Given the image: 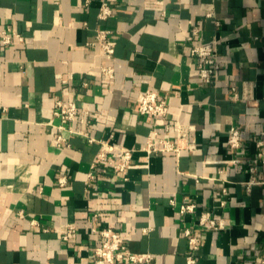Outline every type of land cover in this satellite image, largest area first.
Masks as SVG:
<instances>
[{"label":"crops","instance_id":"1","mask_svg":"<svg viewBox=\"0 0 264 264\" xmlns=\"http://www.w3.org/2000/svg\"><path fill=\"white\" fill-rule=\"evenodd\" d=\"M103 1L113 8L106 20L98 18ZM6 28L24 40L3 44ZM99 28L114 33L112 59L95 42ZM203 42L218 52L212 83L201 81L191 53ZM107 65L115 71L110 86ZM148 89L168 96L159 131L176 140L174 126L192 124L193 148L147 157L142 148L156 121L137 108ZM58 99L89 110L76 129L135 150L126 178L110 168L113 153L87 185L100 143L64 132L69 145L55 144L57 129L46 122ZM234 125L243 141L232 151ZM259 151L264 180V0H0V264H95L93 228L103 227L120 232L132 251L153 253L150 264H186L187 227L203 238L197 264H257L264 184L247 190L246 182ZM189 202L196 211L181 213ZM203 210L222 227L197 230Z\"/></svg>","mask_w":264,"mask_h":264},{"label":"built area","instance_id":"2","mask_svg":"<svg viewBox=\"0 0 264 264\" xmlns=\"http://www.w3.org/2000/svg\"><path fill=\"white\" fill-rule=\"evenodd\" d=\"M91 0H85L86 4H89ZM113 14V8L107 1H103L100 5L98 18L106 20ZM208 16H213V13L209 12ZM216 24H220L219 20H216ZM200 27L196 25L190 34L188 40L192 41L199 34ZM1 40L3 44H11L15 40L23 41L24 36L13 30L12 28H6L1 33ZM99 44L102 53L108 58L112 59L115 54V36L112 30L107 28H99L96 32V41ZM93 42V43H95ZM192 55L197 57L198 62V74L201 81L204 83H212L215 80V76L220 69V62L218 59V52L213 42H203L194 44L191 49ZM104 84L112 85L115 81V71L113 66L107 65L101 68ZM109 88V87H108ZM233 96L238 99L239 93L236 89L232 88ZM245 101L248 105L253 104V99L247 95H244ZM138 112L142 115H147L155 119L156 123L151 129L150 134L146 139V144L142 150L149 158L152 155L160 154L162 152H178L181 149L193 148L194 142L190 140L194 126L192 124H176L174 129L176 131V140H172L168 133L162 134L158 129V120L165 119L169 114L168 96L157 92L155 90L148 89L143 92L141 99L139 100ZM88 114L89 110L86 108H80L74 101H67L64 99H58L55 102V108L52 116L47 120V124L53 125L57 129V134L54 138V142L57 146L69 145V138L64 132L69 134L79 133L87 136L88 141L100 143V148L95 155V158L91 164L90 171L87 175V185L93 182L97 177V168L100 164L109 162L111 154L116 153L111 163L112 171L119 176L126 178V173L129 170L134 152L133 148L127 147H115L111 143L105 140H97L95 137L90 136L84 129H76L74 122L80 114ZM243 141V133L238 126H232L227 133V146L233 151L240 148ZM257 145L263 146V139H258ZM263 159V152L259 151L257 157L254 159L253 164L249 166L250 176L246 182V189L251 190L255 184H264V180L257 175V163ZM240 160L235 158L233 163H237ZM59 186H65L68 183L66 175H60L58 177ZM223 192L226 189L223 188ZM224 205V202L221 203ZM197 205L193 202L183 203L180 206V212L183 214L194 213ZM35 221V220H33ZM224 224L223 220L217 219L209 210H203L200 212V216L197 220V230L204 229H219ZM150 228H144L145 231ZM196 230V229H195ZM191 227L184 229V234L188 238L189 252L186 256V264H197L196 252L199 250L203 238L199 232H195ZM69 232H73L74 228L69 226ZM93 231L98 233L100 237V243L93 247L92 257L95 264H118L120 262H130L133 264H150L154 258V254L151 252H134L124 242V239L120 232L111 228H93ZM64 235V238H67ZM257 264H264V257Z\"/></svg>","mask_w":264,"mask_h":264}]
</instances>
